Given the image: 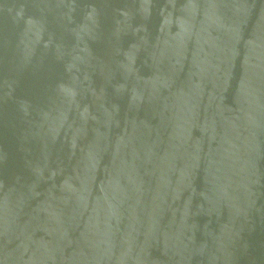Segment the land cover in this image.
Returning a JSON list of instances; mask_svg holds the SVG:
<instances>
[{
    "label": "water",
    "instance_id": "95a60500",
    "mask_svg": "<svg viewBox=\"0 0 264 264\" xmlns=\"http://www.w3.org/2000/svg\"><path fill=\"white\" fill-rule=\"evenodd\" d=\"M0 264H264V0H0Z\"/></svg>",
    "mask_w": 264,
    "mask_h": 264
}]
</instances>
